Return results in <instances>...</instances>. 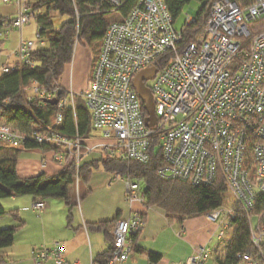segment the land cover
Here are the masks:
<instances>
[{"label": "built area", "instance_id": "1", "mask_svg": "<svg viewBox=\"0 0 264 264\" xmlns=\"http://www.w3.org/2000/svg\"><path fill=\"white\" fill-rule=\"evenodd\" d=\"M130 1L133 3L124 13ZM109 2L112 8L108 15L118 14L121 19L110 21L91 78L82 91L94 130L109 139L100 147L111 156L145 163L151 143L157 140L165 160L159 169L163 178L205 185L222 177L243 209L253 211L257 193H264V27L251 24L264 20V0H253L247 7L232 0H217L197 40L184 46L183 34L195 21L194 13H189L178 30L166 0ZM33 18L32 10L9 18L0 37ZM43 43L38 36L22 38L15 56L20 62L32 63L33 52ZM147 68H157L155 77L146 81L154 96V126H148L147 112L134 87L136 75ZM7 69L4 66L3 70ZM33 91L46 100H58V125L63 121L62 111L75 106L72 88L63 98H58L59 88L47 90L34 85ZM28 137L68 151L77 166L83 149L92 150L79 137L73 140L56 132L24 133L0 121V140L19 146ZM54 160L66 164L63 152L56 153ZM124 179L126 200L144 202L140 185ZM45 206L44 200H38L31 207L43 210ZM206 215L217 223V237L221 239L235 212L218 208ZM262 218L263 214L257 224L250 222L255 253L243 256L246 264H264ZM143 224L138 212L115 221L108 264L129 259L132 235ZM65 252V243L56 241L34 248L32 254L37 264L48 259L55 264H72ZM211 255V247H200L177 264H203Z\"/></svg>", "mask_w": 264, "mask_h": 264}, {"label": "trees", "instance_id": "2", "mask_svg": "<svg viewBox=\"0 0 264 264\" xmlns=\"http://www.w3.org/2000/svg\"><path fill=\"white\" fill-rule=\"evenodd\" d=\"M192 1H199L201 8L195 12V21L186 26L181 46L197 40L206 24L212 5L217 0H166L174 18H177L182 8ZM232 1L240 7H247L253 2V0ZM132 3L133 1H130L123 9L124 13ZM111 8L109 0H40L32 8L39 25L37 36L44 43L33 52L32 63L17 61L6 64L7 71H1L0 121L24 133L56 132L73 140L79 137L84 146H87L85 139L89 138L95 130L91 112L84 98L79 99L78 94H75L77 96L76 112L73 113L71 108L64 109L63 121L58 125L55 120L58 106L36 94L33 86L38 85L39 88L47 90L59 88L58 98L67 96L69 90L62 85L61 80L73 59L75 47L80 42H86L89 45L100 42L101 49L111 21L108 19ZM58 16L65 17L66 20L56 29L54 22ZM9 18L13 17L0 16V32L5 30L4 24ZM252 25L255 28L264 27V20L258 24H251V27ZM4 41V37H0V45ZM36 149L44 152L53 151L54 155L63 152L66 164H63L61 171L54 176H48L42 172L36 176L21 178L17 171L21 152ZM87 152L84 148L77 166L76 159L71 157L68 151H64L51 142L41 143L28 137L19 146H14L0 140V219L9 214L18 220V224L9 227L0 224V264L7 262L2 251L14 243L17 231L25 223L16 211L5 209L2 199L26 194L35 196V201L62 199L68 207V220L71 222L74 208L78 205L73 195L77 180L79 183L87 182L92 171L99 167H103L109 173H117L122 178L137 182L143 191L146 205L162 208L170 221L183 222L186 218L207 214L218 208H232L235 217L230 221V227L226 228L224 237L231 227L233 230L224 243V252L218 254L217 247L219 248L224 237L219 239L217 234L218 242L214 248L211 247L212 255L209 258L215 256L216 264H246L243 256L255 253L251 240L250 222L254 223V217L258 222L262 214L264 222V193H257L254 210L247 213L237 202L222 177L205 185H194L176 178H163L159 174V169L164 165L165 160L157 140L151 143L150 157L145 163L111 156L110 152L104 149L95 151L98 152L99 158L84 160ZM140 216L144 221V216L142 214ZM224 216L225 213L221 217ZM117 219L90 224L93 229L105 232L111 241L110 248L99 254L93 264H108L113 245L109 226ZM137 233L132 235V250L145 251L143 247L135 245ZM147 255L153 263H157L162 257L161 254L149 250Z\"/></svg>", "mask_w": 264, "mask_h": 264}, {"label": "crops", "instance_id": "3", "mask_svg": "<svg viewBox=\"0 0 264 264\" xmlns=\"http://www.w3.org/2000/svg\"><path fill=\"white\" fill-rule=\"evenodd\" d=\"M0 1L10 2L9 0ZM39 1L18 0V10L14 15H7V17H16L22 11L32 10ZM0 16L5 17V14L0 13ZM25 26L19 28L22 33ZM5 45L6 40L0 45L2 55L0 72L6 64L18 61L14 53L16 49L7 52ZM90 73L89 76L87 75V81H89ZM87 81L79 85L77 90L81 89V92L86 87ZM61 83L67 88L65 86L67 83ZM72 85L75 89V84ZM95 133L101 134L95 131L85 139L87 147L92 150L88 151L90 153H85L84 160L99 158L98 152L95 151L102 149L100 145L103 140L94 135ZM61 169L62 165L54 160L53 151L44 152L38 149L23 151L17 162V171L21 178L36 176L42 172L48 176H54ZM125 188L124 178H116L103 167L94 169L87 182L76 183L73 195L78 205L74 208L71 222L68 220V207L62 199L44 200L46 206L43 210L31 207L36 202L33 195H17L2 199L1 202L7 211H16L25 221L17 231L14 243L2 251L8 260L2 264H37L33 258V249L47 246L46 244L51 246L56 241L65 243V258L68 262L93 264L99 254L110 248L111 241L105 232L93 229L90 224L130 217L133 212L144 216V224L137 233L135 245L143 247L145 251L134 249L129 259L122 264H177L186 261L200 247H215L213 242L218 225L206 214L186 218L183 222L170 221L165 211L158 206L149 207L145 201L139 200L130 203L125 198ZM0 224L12 226L18 224V220L8 214L0 219ZM113 224L109 226L111 235ZM148 250L161 254L160 261L151 262L147 255ZM207 260L203 264H207ZM41 264H55V261L48 259Z\"/></svg>", "mask_w": 264, "mask_h": 264}, {"label": "rangeland", "instance_id": "4", "mask_svg": "<svg viewBox=\"0 0 264 264\" xmlns=\"http://www.w3.org/2000/svg\"><path fill=\"white\" fill-rule=\"evenodd\" d=\"M9 1L10 2H7V3L0 1V13L5 14V17H7V15H14L16 13V11L18 10V7H19V2H17L18 0H9ZM22 4H23V2H22ZM200 8H201V3L199 1H192L189 4H186L182 8V11L180 12V14L176 18V22H175L176 28L178 30L182 29L185 22L187 21L189 13L196 12ZM108 19L109 20H117V19H121V17L118 14H113V15H108ZM65 20H66L65 17L58 16L54 22L55 28L58 29L60 27V25ZM38 26L39 25H38L36 18L35 19L33 18L31 20V22L23 28V33L21 32V30L19 28L18 29H10L9 30L10 32L7 33L8 36L7 35L4 36V38L6 37L5 38V40H6L5 50L7 52L14 51L16 49V47L18 46V44L22 38V35H23V38H25V39L37 38L38 28H39ZM100 45H101L100 42L95 43L93 45H89L86 42L77 43L75 50H74L73 59H72L71 63L67 66V68L64 72V75L62 76L61 81L64 83H67V84H65V86L67 87L68 90H70V87H72V90L75 92V94H78L79 99H82V97H83L82 96L83 90L80 92L81 89L77 90V88H79V85H83L87 81V75L89 76V72H91L90 74H92V68L94 66V63L96 61L97 56L99 55ZM1 71H3V70H1ZM73 83L75 84V86H74L75 89L73 88V85H72ZM85 88H83V89H85ZM76 97L77 96L75 95V99H76ZM49 101H51V100H49ZM68 108H71L73 113L76 112V106H74V107L71 106ZM94 135H96L97 137H100V139L103 140V143L105 141L109 140V139H104L103 136L99 133H95ZM254 223L255 224L257 223L256 217H254ZM4 227H9V226H4ZM232 230H233V228L231 227L229 229V231L227 232L228 234L226 235V237H224V239H222V241L220 243L221 245L219 246V248L217 247V249L219 250L218 254H222L224 252V250H225L224 243L229 239ZM217 240L218 239L215 238L213 244L216 245V243L218 242ZM46 245L48 246L49 244H46ZM207 262H208L207 264H216L215 256H212L211 258H209V260H207Z\"/></svg>", "mask_w": 264, "mask_h": 264}, {"label": "water", "instance_id": "5", "mask_svg": "<svg viewBox=\"0 0 264 264\" xmlns=\"http://www.w3.org/2000/svg\"><path fill=\"white\" fill-rule=\"evenodd\" d=\"M195 14V12H193ZM157 68H147L139 72L134 79V87L143 101V106L147 112L146 122L148 126H154L157 123L155 112L154 96L151 89L146 85V81L155 77ZM57 99L50 101L52 104H57Z\"/></svg>", "mask_w": 264, "mask_h": 264}, {"label": "bare ground", "instance_id": "6", "mask_svg": "<svg viewBox=\"0 0 264 264\" xmlns=\"http://www.w3.org/2000/svg\"><path fill=\"white\" fill-rule=\"evenodd\" d=\"M71 89V88H70Z\"/></svg>", "mask_w": 264, "mask_h": 264}]
</instances>
